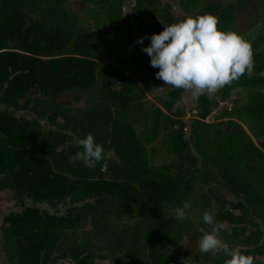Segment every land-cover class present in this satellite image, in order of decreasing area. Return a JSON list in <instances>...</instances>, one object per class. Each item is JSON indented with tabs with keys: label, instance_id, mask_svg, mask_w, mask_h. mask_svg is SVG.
I'll list each match as a JSON object with an SVG mask.
<instances>
[{
	"label": "trees",
	"instance_id": "obj_1",
	"mask_svg": "<svg viewBox=\"0 0 264 264\" xmlns=\"http://www.w3.org/2000/svg\"><path fill=\"white\" fill-rule=\"evenodd\" d=\"M64 1L0 0V192L12 190L23 207L31 203L27 210L9 213L0 225L5 260L182 264L181 258L190 256L192 261L206 258L225 264L229 257L222 252H200L198 224L175 218L173 209L182 205L196 182L219 183L236 197L235 203L217 197L223 207L230 205L214 217L231 224L229 231L219 233L243 245L247 254H264L262 231L254 221L264 224V140L258 148L251 138L264 137V0H234L229 6L224 0H181L183 9L197 10L190 16L214 14L219 29L244 35L256 28L249 41L251 73L219 89L222 99L236 88L250 94L239 109L225 111V121H192L191 143L183 123L176 127L168 115L183 89L167 85L161 107L146 109L137 82L95 58V40L110 45L130 29L122 0H79L94 9L89 27L77 24L63 8ZM134 1V17L145 13L158 20L140 27V37L180 21L169 7L159 9V0ZM9 42L31 57L22 59L9 51ZM72 96L85 98L83 111L70 107ZM198 99L201 118L206 117L212 102L205 94ZM15 111H26L28 117H17ZM241 121L248 124L251 137ZM87 133L105 150L93 168L69 162L81 150L74 138ZM160 135L172 157L170 172L163 176L147 157L148 144ZM64 202L89 217L92 229L78 230L72 219L48 216L33 206L56 209ZM135 206L138 219L118 227L120 215L131 217ZM38 225L49 227L37 230ZM108 226L115 229L106 234ZM254 264L263 263L254 258Z\"/></svg>",
	"mask_w": 264,
	"mask_h": 264
},
{
	"label": "rangeland",
	"instance_id": "obj_2",
	"mask_svg": "<svg viewBox=\"0 0 264 264\" xmlns=\"http://www.w3.org/2000/svg\"><path fill=\"white\" fill-rule=\"evenodd\" d=\"M234 0H224V5L229 6L233 3ZM134 0H122V12L124 15L130 16V29L123 31L117 38L114 39L113 43L106 46H101L94 41L95 48V58L99 62H103L121 70L124 74L132 77L140 89L142 90L143 97L142 103L143 107L150 109L153 107H161V101L164 95L168 91L167 85L155 77V73L158 71V68H153L149 63V56L141 51L142 47L149 44V40L145 39L143 44L136 43L139 36V29L144 25H150L157 22V19L152 18L148 14L141 13V15L134 17L132 15V6L134 5ZM63 8H65L71 15L75 17L77 24H80L83 27H89L92 24V16L94 9L91 5H86L79 0H66L62 3ZM169 7L173 16L177 19L183 20L185 17L190 16L191 13L197 10L193 9H183L181 0H159L158 8ZM163 30V29H162ZM160 30V31H162ZM159 31V32H160ZM145 32V31H144ZM158 32V33H159ZM256 33V28L252 29L250 32L242 35L248 42L253 39ZM98 32H95L97 35ZM152 34V33H151ZM149 35V34H148ZM9 51H12L22 57H31V53L23 52V49L20 48L18 43L9 42L8 43ZM22 50V51H21ZM140 51V56H139ZM19 58V59H20ZM145 62V67L142 66L141 60ZM144 69H147L149 72H146ZM162 87V88H159ZM250 90L246 88H236L233 89L229 96L225 99L221 98L219 90L213 94H204L212 102L211 112L206 116L201 118V109L198 106L199 99L193 100L191 98L190 91L183 92L179 101H177L172 110L168 115L174 120L175 126L179 127L181 122L184 126V136L191 143V134H190V124L195 119H201L207 123H216L218 121H225L226 116L225 111L239 109L241 105L246 101L247 96L250 94ZM70 107L75 111H83L85 106V98H79V96H72L70 99ZM3 106H0L2 109ZM17 117L24 116L28 117L26 111H15ZM143 124V123H142ZM242 127L246 130L248 135L251 137V133L248 130V124L244 121H241ZM137 130L142 129L141 125L136 124ZM254 143L258 148L259 143L264 140V137L258 139H253ZM10 150H6V155H10ZM111 156V153H109ZM147 157L149 165L153 168H156L161 176L165 175L167 172H170L167 169V165L171 160V156L168 155L165 151V148L162 143V135H160L156 140L152 141L147 146ZM217 197L220 199H225L226 201H231L232 203L237 202L236 197L229 192L223 185L211 182V183H200L196 182L191 185V188L187 194L185 200L190 202L191 207L186 210V218L192 221L194 224H198V230L202 234L203 232L210 231L211 226L207 225L202 220V215L205 211H209L214 215V217L222 209H230V205L227 203L223 207L220 204V201L217 200ZM30 201H26L25 206H21L15 200L14 192L12 190L6 189L0 192V225L4 223V218L9 213H20L26 208H30ZM37 211H46L47 215H53L54 217H68L72 219V223L76 225L78 230H91L92 226L89 222V217L82 216L77 214V211L74 207H70L67 202L60 204L56 209L51 208L45 204H35L33 205ZM174 210V209H173ZM127 211V210H126ZM164 212V211H163ZM161 210V213H163ZM174 212V211H173ZM29 212H26L28 214ZM237 213V211H234ZM138 217L136 216V206L135 212L131 217L121 216L116 222L117 226L120 227L123 224H127L130 221H136ZM217 226L220 230L229 231L231 224L226 221L215 220ZM254 221L258 223L259 228L262 231L260 237V242L264 243V224L260 222L258 218H254ZM29 225V224H28ZM28 225L24 226L23 229L28 231ZM49 227V225H38L37 230ZM115 229V227L108 226L106 229V234H109L110 231ZM97 230V229H96ZM219 238L222 241H225L229 244L231 248H239L241 252L245 253V247L233 240H225L223 234L219 233ZM184 246V242H182ZM2 236L0 232V264H11L8 263L2 255ZM247 254V253H245ZM226 255V254H225ZM253 258L257 259L259 262L264 264V254L262 255H252ZM65 264H70L71 261L68 259L64 260ZM102 264H112L107 263L106 261L99 262ZM193 264H214L213 260L206 258H198L193 261Z\"/></svg>",
	"mask_w": 264,
	"mask_h": 264
},
{
	"label": "clouds",
	"instance_id": "obj_3",
	"mask_svg": "<svg viewBox=\"0 0 264 264\" xmlns=\"http://www.w3.org/2000/svg\"><path fill=\"white\" fill-rule=\"evenodd\" d=\"M218 19L214 14L205 13L187 16L178 22L164 25L159 33L141 36L136 43L149 40L141 51L146 53L150 66L158 68L157 79L173 88L190 91L196 100L207 92L213 94L241 75L251 73L253 68L250 43L235 31H225L217 27ZM162 88V87H159ZM78 150L69 156L70 163L82 162L86 168H93L104 158L105 150L92 133L83 138H74ZM191 207L185 200L174 208L177 220H184ZM210 231L203 232L198 247L201 253L222 252L229 259L225 264H254V258L219 238L220 228L214 215L205 211L202 215ZM182 264H193L191 257L181 258Z\"/></svg>",
	"mask_w": 264,
	"mask_h": 264
},
{
	"label": "built area",
	"instance_id": "obj_4",
	"mask_svg": "<svg viewBox=\"0 0 264 264\" xmlns=\"http://www.w3.org/2000/svg\"><path fill=\"white\" fill-rule=\"evenodd\" d=\"M103 169H104V167H103Z\"/></svg>",
	"mask_w": 264,
	"mask_h": 264
},
{
	"label": "crops",
	"instance_id": "obj_5",
	"mask_svg": "<svg viewBox=\"0 0 264 264\" xmlns=\"http://www.w3.org/2000/svg\"><path fill=\"white\" fill-rule=\"evenodd\" d=\"M4 191V190H3Z\"/></svg>",
	"mask_w": 264,
	"mask_h": 264
}]
</instances>
